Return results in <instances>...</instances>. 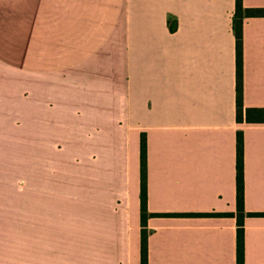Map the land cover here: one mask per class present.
<instances>
[{"label":"crops","instance_id":"crops-1","mask_svg":"<svg viewBox=\"0 0 264 264\" xmlns=\"http://www.w3.org/2000/svg\"><path fill=\"white\" fill-rule=\"evenodd\" d=\"M235 11L0 0V118L26 119L28 194L0 205V264H141L143 133L149 211L166 213L149 264H237L239 130L246 264H264V122L237 119ZM244 101L264 107V16L244 20Z\"/></svg>","mask_w":264,"mask_h":264},{"label":"trees","instance_id":"trees-1","mask_svg":"<svg viewBox=\"0 0 264 264\" xmlns=\"http://www.w3.org/2000/svg\"><path fill=\"white\" fill-rule=\"evenodd\" d=\"M246 16H264V7H248L244 0H236V11L233 18V29L236 35L237 48V119L239 122H264V107H246L244 101V20ZM170 28L176 30L177 23L171 22ZM148 139L143 133L141 138V252L142 263L149 264L148 220L150 216L166 213H153L148 206ZM245 133H237V264H246L245 218L251 214L245 205ZM178 214V213H177ZM196 215H212L224 213L196 212Z\"/></svg>","mask_w":264,"mask_h":264},{"label":"rangeland","instance_id":"rangeland-1","mask_svg":"<svg viewBox=\"0 0 264 264\" xmlns=\"http://www.w3.org/2000/svg\"><path fill=\"white\" fill-rule=\"evenodd\" d=\"M0 205L25 207L27 197L26 119L0 118Z\"/></svg>","mask_w":264,"mask_h":264}]
</instances>
